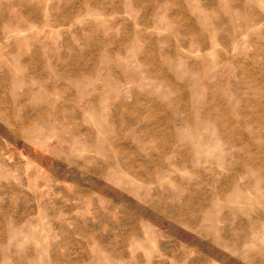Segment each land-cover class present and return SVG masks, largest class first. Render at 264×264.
<instances>
[{"label": "rangeland", "instance_id": "obj_1", "mask_svg": "<svg viewBox=\"0 0 264 264\" xmlns=\"http://www.w3.org/2000/svg\"><path fill=\"white\" fill-rule=\"evenodd\" d=\"M0 264H264V0H0Z\"/></svg>", "mask_w": 264, "mask_h": 264}]
</instances>
